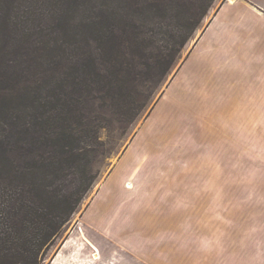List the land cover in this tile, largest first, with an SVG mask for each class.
<instances>
[{"label":"rangeland","instance_id":"1","mask_svg":"<svg viewBox=\"0 0 264 264\" xmlns=\"http://www.w3.org/2000/svg\"><path fill=\"white\" fill-rule=\"evenodd\" d=\"M19 1L21 11L11 15L18 28L0 39V64L21 63L25 69L33 56L27 40L48 47L41 65L28 75L29 84L22 86L24 99L41 95L48 101L44 111L57 114L69 105L79 112L78 101L85 97L90 111L82 112L98 125V141L90 147L95 182L42 264H247L248 255L250 264H259L264 251L253 236L247 250V232L251 222L264 220L262 132L253 139L238 127L246 117H232L230 109L213 101L207 107L190 85L182 84L177 94L165 93L226 0H216L164 76L161 49L137 44L143 37L128 47L112 48L110 42L118 25L131 34L129 18L146 21L142 36L155 35L157 11L142 10L131 0H103L104 27H94L91 19L77 25L71 9L75 0H54L70 8L54 21L44 16L54 4ZM168 1L173 7L162 16L176 25L185 23L200 3ZM89 41L95 46L88 47ZM4 122L0 129L7 128ZM124 155L137 181L128 184L132 191L125 185L120 206L118 186L127 167L120 165L108 176Z\"/></svg>","mask_w":264,"mask_h":264},{"label":"trees","instance_id":"2","mask_svg":"<svg viewBox=\"0 0 264 264\" xmlns=\"http://www.w3.org/2000/svg\"><path fill=\"white\" fill-rule=\"evenodd\" d=\"M36 1L43 6L54 4L55 7L46 8L47 14H44L53 21L68 14L70 9L61 3L56 5L54 0ZM102 1L75 0L71 9L77 25L91 19V26L104 27L101 15L106 14L107 8ZM131 1L144 7L142 10L148 8L152 13H159L154 22L158 33L142 36L146 33L140 29L146 21L129 18L134 22L131 34L124 24L118 25V34L111 36L112 48L128 47L136 38L143 37L137 44L161 49L163 76L177 62L216 2L200 0L187 21L176 25L169 24L168 17L162 16L170 13L173 7L168 0ZM23 4L19 0H0V39L10 35L11 27L16 26L17 30L18 25L11 20V15L21 11ZM120 15L124 16L125 12ZM26 44L29 55L33 56L26 59L25 69L21 68V63L3 61L0 64V121L4 119L3 125L7 127L0 129V155L3 157L0 159V264H42L96 179L91 168L90 147L98 141V125L92 121L90 113L82 112L90 111L86 104L89 100L84 97L78 101L79 112L69 105L63 108L66 112L57 114L44 111L48 101L41 95L25 100L22 86L29 84L28 75L41 65L39 59L49 49H42L30 40ZM98 45L105 53V47Z\"/></svg>","mask_w":264,"mask_h":264},{"label":"crops","instance_id":"3","mask_svg":"<svg viewBox=\"0 0 264 264\" xmlns=\"http://www.w3.org/2000/svg\"><path fill=\"white\" fill-rule=\"evenodd\" d=\"M182 84L190 85L189 89L197 92L207 107L213 101L216 106L230 109L232 117H246L247 120L238 122V127L244 126V131L253 134V139L255 133L262 132L264 146V0H226L220 5L165 93L172 90L177 94ZM128 159L124 155L108 178L120 165L124 164L125 169ZM129 170L127 167L118 186L120 206L125 185L132 191L128 184L137 181V176H131L135 174ZM93 218L96 217L93 215ZM250 225L247 250L253 236L264 251V220ZM247 261L250 264L249 255ZM259 261L264 264V253Z\"/></svg>","mask_w":264,"mask_h":264},{"label":"snow or ice","instance_id":"4","mask_svg":"<svg viewBox=\"0 0 264 264\" xmlns=\"http://www.w3.org/2000/svg\"><path fill=\"white\" fill-rule=\"evenodd\" d=\"M88 47H94V43L92 41H89L88 44H87Z\"/></svg>","mask_w":264,"mask_h":264}]
</instances>
